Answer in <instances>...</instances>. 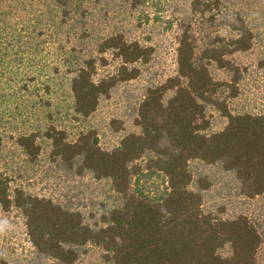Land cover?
<instances>
[{"label": "trees", "instance_id": "16d2710c", "mask_svg": "<svg viewBox=\"0 0 264 264\" xmlns=\"http://www.w3.org/2000/svg\"><path fill=\"white\" fill-rule=\"evenodd\" d=\"M127 1L132 8L141 3ZM222 1H189V15L219 16L231 33H206L199 44L185 25L175 48L174 73L147 87L134 119L139 130L125 134L113 148L100 147L93 131L69 138L54 125L17 137L30 157L39 154L37 137H45L53 159L104 181L113 197L109 206L90 213L94 221L89 223L78 209L11 187L0 174V209L21 212L38 254L72 264L84 247L93 246L102 251L105 264H258L259 225L245 215L220 218L204 212L202 195L190 189L189 163L199 160L231 172L240 195L264 194V114L232 113L228 104L237 97L242 78L233 57L251 49L254 34L239 11H223ZM51 2L62 10L59 22L77 17L79 41L90 42L96 54L80 48L73 56L72 109L85 118L116 83L139 75L137 65L151 60L154 47L121 31L95 33L93 13L82 8L83 0ZM6 15L0 12V74L10 43ZM105 52L119 66L115 74L96 80V65L106 63ZM213 69L227 77L215 78ZM209 107L226 117L222 128L210 130ZM0 264H6L1 255Z\"/></svg>", "mask_w": 264, "mask_h": 264}, {"label": "rangeland", "instance_id": "374dc122", "mask_svg": "<svg viewBox=\"0 0 264 264\" xmlns=\"http://www.w3.org/2000/svg\"><path fill=\"white\" fill-rule=\"evenodd\" d=\"M189 1L140 0L132 8L127 0H83L82 8L93 13L95 33L121 31L129 39L154 47L151 60L137 65L139 75L116 83L85 118L76 117L72 109L73 56L80 48L81 53L96 54L90 42L79 41L77 17L59 22L62 10L51 0L0 1V12H6L11 23L7 27L10 43L0 74V174L11 187L78 209L89 223L94 221L88 218L90 213L113 202L104 181H97L89 173L77 174L64 162L53 159L50 141L45 137H37L40 150L36 157L27 155L16 139L54 125L69 138L93 131L98 145L111 149L125 134L137 132L134 119L147 87L175 71L180 30L189 25L199 44L206 33H231L221 25L219 16L210 19L208 15H189ZM222 8L227 13L239 11L254 34L251 49L233 57L242 78L237 97L228 101L229 108L232 113L264 114V0H223ZM103 57L106 63L96 65V80L115 74L119 66L109 52ZM213 74L217 79L227 77L216 69ZM208 116L210 130L222 128L227 121L212 107L208 108ZM189 166L193 176L190 189L202 195L204 212L220 218L245 215L259 225L263 242L257 260L264 264V194L253 198L240 195L235 177L218 164L192 160ZM0 255L6 264H58L34 250L27 239L24 217L16 208L0 209ZM101 255L96 247L86 246L72 264H105Z\"/></svg>", "mask_w": 264, "mask_h": 264}]
</instances>
